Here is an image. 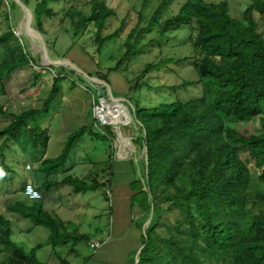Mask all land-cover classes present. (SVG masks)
<instances>
[{"label": "trees", "instance_id": "obj_1", "mask_svg": "<svg viewBox=\"0 0 264 264\" xmlns=\"http://www.w3.org/2000/svg\"><path fill=\"white\" fill-rule=\"evenodd\" d=\"M59 1L64 0H40L35 4L32 25L43 38L46 35L43 17L52 18L49 5ZM170 1L162 0L147 28H151ZM86 4L89 13L71 7L64 17L71 22L74 37L93 27L92 41L99 53L106 42L118 36L119 30L103 35L114 9L106 0H91ZM255 14L264 19V0H252L243 10L241 20L230 15L227 1L185 0L177 13L161 26L162 34L180 28H185L188 36L195 33L193 67L199 77L197 82L204 81V91L200 98L187 102L135 108L134 118L141 124L138 125L140 140L136 138L135 142L141 141L139 149L146 148L148 160L146 169L144 156L140 154L138 177L129 185L141 184L138 190H133L134 196L141 197H132L145 215L141 225L149 218L151 205L153 208L151 222L141 238L143 248L137 264H264V190L251 192L252 175L248 168L253 162L261 170L258 181L264 185V123L261 131L246 134L228 127L223 117L234 114L240 105L252 117L264 116V37L257 31ZM5 20L6 29L0 34V95L6 93V82L17 70L31 71V87L36 86L39 78L33 69L39 66L15 35L7 16ZM45 43L48 49L46 40ZM126 45L125 55H129L135 46L130 35ZM188 59L179 58L176 62ZM155 67L147 65L142 76ZM62 68L60 72L66 70ZM117 69L118 65L112 71ZM62 80L61 75L54 77L40 108L10 113L0 107V115L11 118L0 130V141L29 149L34 162L45 171L37 187L42 199L16 202L8 205L7 210L33 225L45 226L52 250L69 240H86L87 235L70 233L65 224L45 210L44 194L56 184L71 186L75 194L94 191L109 185L112 176L110 161L102 170L108 171L109 178L102 183L95 179L88 182L75 174L61 179L51 176L65 165L74 142L86 133L109 140L100 132L82 126L68 135L66 146L56 159L45 157L50 135L35 121L49 111ZM110 151L109 160L114 153L112 148ZM241 153H247L245 161ZM12 236L10 221L0 215V264H43L38 259L37 247L26 250Z\"/></svg>", "mask_w": 264, "mask_h": 264}, {"label": "rangeland", "instance_id": "obj_2", "mask_svg": "<svg viewBox=\"0 0 264 264\" xmlns=\"http://www.w3.org/2000/svg\"><path fill=\"white\" fill-rule=\"evenodd\" d=\"M37 1L40 0H23V3L27 4L32 13ZM89 1L91 0H64L49 5L53 17L44 19V16L43 27L46 31L44 38L48 42L50 58L65 57L64 59L70 60L89 76L100 80L104 78L111 87L112 96L126 100L125 104L133 121L135 108L150 109L161 104L187 102L202 96L204 81L197 82L199 77L193 67L192 42L195 33L188 36L185 28L161 33L164 21L173 17L185 0H171L158 14L151 28H147L149 20L162 0H106L114 9V15L108 20L103 35L106 36L116 30H119V33L114 39L106 42L99 53L96 52L92 41L93 27L90 26L81 35L74 37L71 22L64 17V12L71 7L89 13L86 4ZM205 1L212 3L227 1L230 15L238 20H241L243 10L252 2V0ZM12 2L13 0H0V34L6 29L7 16L15 34L22 40L31 59L39 66L33 68L39 78L36 86L31 87L33 78L31 71L28 68L15 71L6 82V93L0 95V107L10 113H18L32 107L40 108L54 77L61 75L63 80L59 94L49 107V111L38 116L35 121L42 129L48 130L50 135L45 157L50 160L56 159L63 152L68 135L82 126L92 128L95 132L103 130L109 136L114 135L111 126H97L93 120L92 102L97 101L99 97L97 84L91 83L84 75L72 69L65 68L66 70L60 72L62 67L51 68L53 66L43 64L37 44L25 33V15ZM254 17L257 31L264 37V19L257 14ZM129 35L131 43L135 46L129 55H125L128 49L126 39ZM184 57L189 59L185 62H176L177 59ZM116 65L118 69L112 71ZM147 65L156 67L142 76V71ZM183 83H187L186 87L179 88L178 86ZM172 86L175 88L171 89ZM27 87L28 90L23 92V88ZM28 95H33V102H28L30 100ZM223 117L228 127L246 134L261 131L264 123V116L252 117L245 113L242 105L231 116ZM10 121V117L0 115V130ZM121 129L127 136L140 140V134L133 126L132 128L121 126ZM140 144L141 141L134 142V145L130 142L128 146L133 147V151H129L125 159L120 154L117 159L116 149L109 140L93 138L86 133L74 142L65 165L54 173L59 177L63 170H67L80 179L88 177V182L94 178L97 180V177L99 181L105 182L109 175L108 171L102 170L110 161L112 185L107 184L94 191L74 194L70 186L56 184L44 194L45 210L65 224L70 233L87 235L86 240L77 242L69 240L52 250L48 239L49 230L45 226L33 225L7 210L8 205L26 200L20 193L21 182L25 178L42 181L45 171L34 162L32 151L22 150L13 142L0 141V215L10 221L13 241L26 250L37 247L38 259L43 264H64L57 257L68 264H84L90 261L96 254V251L90 248V244L102 238L99 229L104 235L111 229L112 222L109 219L111 212L116 211L118 217L115 228L124 225L129 227V224L134 226L136 214L140 213L141 219L145 216L135 203L136 199L130 205L129 200H126L128 184L137 179L141 167ZM111 148L114 153L113 158L109 160L108 153L111 152ZM247 158V153H241L242 160L245 161ZM248 168L252 175L251 192L264 190V185L258 181L261 170L256 169L253 162L248 164ZM140 185L135 183L129 187V191L137 199L141 195L134 196L133 190H138ZM109 187L114 196L113 204L108 202L111 195ZM67 191L73 194L69 196ZM129 243L132 245L129 241H125L123 245L130 246ZM140 248L136 253L134 251L135 254L128 252L129 264H135V257Z\"/></svg>", "mask_w": 264, "mask_h": 264}, {"label": "crops", "instance_id": "obj_3", "mask_svg": "<svg viewBox=\"0 0 264 264\" xmlns=\"http://www.w3.org/2000/svg\"><path fill=\"white\" fill-rule=\"evenodd\" d=\"M28 97L30 98V100L28 102H33V98H34L33 95H28ZM119 146H120V143H119ZM119 146H117L116 152L119 151L120 156L122 158H126L128 156L127 152L123 151V148H121V147L119 148ZM54 172H56V171H54ZM54 172H52L51 176L54 178L56 176L59 179H61L60 176H62V178H63L64 176L74 174L73 172H67V170H63L61 172L60 176L58 177L57 176L58 174L54 173ZM43 178H44V175H43ZM87 179H88V177L86 178V180ZM111 180H112V176H111ZM42 181H39V180L33 181L29 178H25L21 182V185H20V189H21L20 193H21L22 197H23L22 190H23V186L25 183L29 182V183L34 184L36 187H38ZM96 181L98 183H102V181L98 180V177H97ZM111 185L112 184L110 182L109 186H111ZM70 188H72V187L70 186ZM109 189H110L111 195H109V199L108 198L107 199H108L109 204H113L114 196L112 194L110 187H109ZM127 190H128L127 191L128 196H127L126 200L127 201L129 200L128 205H130L132 202L133 195L131 194V191H129V184H128ZM71 192H73V189L71 190ZM71 192L67 191V194L70 196L74 193V192L73 193H71ZM128 207L130 208V206H128ZM129 208H128V210H129ZM141 217H142V215H140V213H139V215L138 214L135 215L134 218L136 220L134 222V226L132 224L131 225L129 224V227H126L128 225H126V226L124 225V227L122 226L119 228H115V224L117 223L118 217H117L116 211H115V213L111 212L110 216H109V219L112 222L111 229L109 230V232L106 233V235H104L103 231H101L100 229L98 230L99 234L102 235V238L100 240L93 241V243L94 242H99V243L102 242V246L98 250H96V254H95L96 257H95V255H94V257L92 256V258H91L92 261L90 260L91 262L88 261L87 263L85 262L84 264H129L128 258H127L128 252L131 251V253L135 254L136 250L138 248H140V245H141L140 239L142 238V235H143L142 229L144 226V223L141 225ZM140 225H141V227H140ZM128 238H130L128 241L132 242V245H130V243H129L130 246H128V244L123 245V243L125 241L128 242L127 241ZM134 251H135V253H134ZM121 256H122V258H121ZM135 260H136V257H135ZM65 264H68V263H65Z\"/></svg>", "mask_w": 264, "mask_h": 264}, {"label": "built area", "instance_id": "obj_4", "mask_svg": "<svg viewBox=\"0 0 264 264\" xmlns=\"http://www.w3.org/2000/svg\"><path fill=\"white\" fill-rule=\"evenodd\" d=\"M114 102H117L123 107V112L120 111V114H117L119 111L116 107L117 104L115 105ZM92 114L93 120L97 126L100 125L102 127H105L108 125L112 127L114 131V135L112 136L107 135V133L103 130L99 129L98 131L113 143L115 149H117L118 146L117 142L119 134L127 137L131 141L132 145H134V142L137 137H131L130 135L127 136L121 129V126L126 128H132L133 126L136 131L138 130V125L135 122V118L133 121L132 117H130L129 110L128 108H126V105L123 101L109 100L106 95H103L102 97L99 96L97 101L92 102ZM141 153L143 154V151H141ZM115 155L117 159H119L120 156L118 152H116ZM27 168H29V166ZM22 193L24 197L30 202H35L42 199V194L40 190L34 184L29 182L24 184ZM101 246L102 242H94L90 244V248L94 251L98 250Z\"/></svg>", "mask_w": 264, "mask_h": 264}, {"label": "water", "instance_id": "obj_5", "mask_svg": "<svg viewBox=\"0 0 264 264\" xmlns=\"http://www.w3.org/2000/svg\"><path fill=\"white\" fill-rule=\"evenodd\" d=\"M13 2L23 11V13L25 15V25H24L25 33L33 40L34 43L37 44V46L39 48L40 58L41 59L43 58L44 60L48 61L47 65H51L53 67H64V68L72 69V70L84 75L91 83L97 84V91H98V94L100 97H102L104 95V92H105V95L107 96V98L109 100H116V101L121 100L124 103H127L124 98H115L112 96L111 87L108 83H106L105 81H102L100 79H96L94 77H91L88 74L84 73L82 70H80L78 67H76L70 60L50 58L43 36L32 25L33 16H32V13L30 11V8L26 4H24L21 0H13ZM16 36H18V35H16ZM126 108H128V107L126 106ZM135 122L137 123V125L141 126V124L138 121L135 120ZM143 134L145 136L144 130H143ZM127 149H128V151H127ZM123 151H126L128 154L129 151H133V149L131 146H126L125 148L123 147ZM118 154H119V151H118ZM143 156H144L145 167L147 169L148 160H147V150L145 147L143 148ZM152 214H153V208L151 205L149 218L146 220V222L143 226V229H142L143 235L145 234L146 227L151 222ZM142 248H143V246L138 251V254H137V257L135 260V264H137L139 261L138 255L140 254Z\"/></svg>", "mask_w": 264, "mask_h": 264}, {"label": "bare ground", "instance_id": "obj_6", "mask_svg": "<svg viewBox=\"0 0 264 264\" xmlns=\"http://www.w3.org/2000/svg\"><path fill=\"white\" fill-rule=\"evenodd\" d=\"M39 52V51H38ZM42 60V62H43V64H45V65H47V63H48V61H46V60H44L43 58L41 59ZM114 104L116 105V107H117V109H118V113L117 114H120V111H122L123 110V107L121 106V105H119L117 102H114ZM123 112V111H122ZM126 114V113H125ZM118 141H119V143H120V147L121 148H125L126 146H128L129 144H130V140L127 138V137H125V136H123V135H121V134H119V137H118Z\"/></svg>", "mask_w": 264, "mask_h": 264}]
</instances>
